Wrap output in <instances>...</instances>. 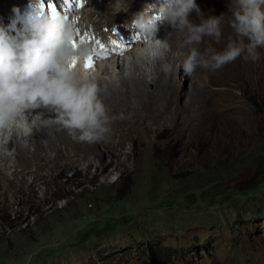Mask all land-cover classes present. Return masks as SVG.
<instances>
[{"label": "rangeland", "instance_id": "1", "mask_svg": "<svg viewBox=\"0 0 264 264\" xmlns=\"http://www.w3.org/2000/svg\"><path fill=\"white\" fill-rule=\"evenodd\" d=\"M5 1L9 9L17 2ZM102 1L91 0L89 20L98 18L94 4ZM115 1L105 0L109 21L107 12L99 17L108 32L121 18ZM144 1L134 0L130 9ZM215 2L218 10L231 4ZM194 15L202 19L206 11ZM258 62L232 81L240 110L227 118L216 116L228 101L214 90L198 100L212 109L208 118L200 108L193 123L183 114L168 112L167 118L157 89L151 114L141 109L136 120L130 108L114 111L111 139L90 149L68 139L48 147L39 128L37 155L23 151L12 168L0 163V264H263L254 261H264V81ZM181 96L182 106L187 93ZM209 99L223 105L212 107ZM3 149L15 159L13 150Z\"/></svg>", "mask_w": 264, "mask_h": 264}, {"label": "clouds", "instance_id": "2", "mask_svg": "<svg viewBox=\"0 0 264 264\" xmlns=\"http://www.w3.org/2000/svg\"><path fill=\"white\" fill-rule=\"evenodd\" d=\"M29 8L32 11L26 23L30 31L18 29L16 22L0 25V136L9 139L16 134L27 143L34 129L55 124L79 142L105 140L117 117L110 114L102 98L104 90L85 66L96 49L80 34L83 25L78 24L79 14L53 15L45 10L43 0H30ZM194 10L200 14L196 0L145 4L130 24H125L138 30L142 41L138 56L155 62L166 53V39L157 38L160 24L186 32L187 46L199 44L204 36L219 41L224 14L201 19L197 25L189 20ZM13 11L19 16V9ZM229 11L235 38L229 37L222 51L202 53L190 47L181 65L185 74L192 75L200 66L215 71L241 57L260 60L257 49L264 47V0H231ZM40 108L54 117L45 119L43 113L33 115L30 111Z\"/></svg>", "mask_w": 264, "mask_h": 264}, {"label": "bare ground", "instance_id": "3", "mask_svg": "<svg viewBox=\"0 0 264 264\" xmlns=\"http://www.w3.org/2000/svg\"><path fill=\"white\" fill-rule=\"evenodd\" d=\"M27 1L30 0H17L15 7L13 6V8L11 6L9 9L7 1L0 0V25L7 26L16 22L18 29L30 31V25L26 23V18L32 10L29 8L30 3H27ZM62 1L63 2H61V0H43L45 10L50 11L47 5L50 3H56L58 12L70 16L79 14L78 24L83 25V27L85 25L90 27L89 29L82 27L80 34L86 35L89 42L95 45V53L101 51L100 44H103L109 50V57L100 59L95 74L98 76L97 79L100 87L104 90L102 92V98L106 105L110 104L111 106L109 108L110 114L116 110L124 111L127 108L132 109L130 116L136 120L143 115L141 109L146 110L147 113L151 114L157 107V95L159 94V90L157 89H160L165 96L162 113H164L167 118L168 112L174 113L175 117L183 114L188 116L189 122L191 123L197 118L201 111L205 113V116L208 118L212 109L208 110L206 106L198 100L202 93L205 91L208 93L213 90L220 93L221 96L228 101L216 116H221V118L228 117L235 111L240 110V104H234L239 100H237V94L232 90V81H236V79H239L243 73L252 69L254 67V62L250 60L245 61L241 57L215 71L211 68H204L202 66L197 67L195 72L190 76L184 73L181 66L184 58L190 51V47H196L202 53L208 49L222 51L226 47L229 37L235 38V33L233 32L230 23L232 20V13L229 11L228 7L222 6L221 10H218L215 0H196L200 8V13L206 11V15H204L205 19L211 16H220L224 14L223 22L221 24L222 34L219 41L214 37L204 36L199 44L187 46L184 43L187 38L186 32L178 31L170 25H158L159 31L157 35H160L161 32L164 33L162 40L166 39L168 47L170 45V49H167L166 51L168 54L165 53L166 55L164 54L160 57L161 60L158 58L155 62H150L140 58L137 54V50L142 46V41L140 39L134 40V37L138 36V30L125 27V24L126 22L130 24L134 14L142 11L145 4L158 3L159 0H146L143 2L142 7L135 10L130 9L134 0L115 1L114 12L119 14L121 18L110 29V32L107 31L108 28L101 27V20L99 19V17H102L106 12L108 13L107 22L110 18V11L108 10L105 0L99 4H94L99 8L97 11L98 18L90 20L88 19V16L92 13L91 10H89L91 0H83V7H77V0ZM14 9L20 10L19 16L13 11ZM195 13H197L195 10L190 13L189 20L199 25L201 18L200 16L194 15ZM91 24L93 25V28L91 27ZM12 34H15V32ZM168 36H173L174 41H169L167 39ZM122 38L131 45H129L124 54L120 56L112 52V49L114 48L112 41L115 40L124 43L125 41ZM97 41H100V44H98ZM261 56L262 62H258L257 67H259V71L261 72V80L264 81V47L261 49ZM169 58H172L170 60L171 65L168 68H164V63ZM126 63L128 66L125 65ZM121 64L122 68L120 67ZM131 66L135 68L133 71L131 70L132 68H130ZM148 75L153 76L151 79H148ZM189 80L190 83L187 87V82ZM241 80L242 79L238 80V82L240 83ZM148 82H152L155 88H147L144 84ZM184 93H187V97L183 100L181 106V97H183L181 95ZM108 94L111 95L110 98H108ZM208 102L212 107L223 105L219 101L214 102L210 99ZM197 108L201 109L200 112ZM43 110L45 119L54 117V113H49L45 108ZM39 128H42L43 130L46 129L44 132L43 130L41 132L47 139L46 145L48 147L55 146L56 139H63L64 141L68 139L71 142L73 141L75 148L79 147L80 142L73 139L72 135H70L67 130L60 128L58 125L52 124ZM39 128L33 130V134L28 138L27 143L21 138L20 140H14L13 142L12 136L15 134L11 135L9 139L5 138L0 140V163L4 165V167L12 168L15 165L14 162L16 160L18 161L23 155V151L31 153L30 155H37L36 149L41 147V144L37 141ZM185 128H187L186 124L183 126L184 130ZM54 132L57 133L56 137L52 135ZM112 134L113 124H111V132L102 142L110 140ZM1 137L2 136H0V138ZM32 137H34V140H31ZM30 144H34L33 151L31 149L33 147H31ZM92 145L93 144L85 143V148L90 149L92 148ZM3 147H5V149L13 150L15 159H12L11 156L4 153L5 151ZM254 261H259L264 264V261L260 259V256H257Z\"/></svg>", "mask_w": 264, "mask_h": 264}, {"label": "snow or ice", "instance_id": "4", "mask_svg": "<svg viewBox=\"0 0 264 264\" xmlns=\"http://www.w3.org/2000/svg\"><path fill=\"white\" fill-rule=\"evenodd\" d=\"M83 6H84L83 0H77V7H83ZM47 7L53 15L58 13V8H57L56 3H50L47 5ZM134 40H139V37L138 36L134 37ZM97 43L100 44V41H97ZM112 43L114 45L112 52L115 54H118L120 56H122L124 54V52L128 49L129 45H131V44L127 43L126 41L124 43H120L118 41L113 40ZM100 49H101V51L95 53V56H98L100 58H108L110 55L109 50L103 44H100ZM85 66L88 70H94L95 64H94V57L93 56L88 58Z\"/></svg>", "mask_w": 264, "mask_h": 264}]
</instances>
